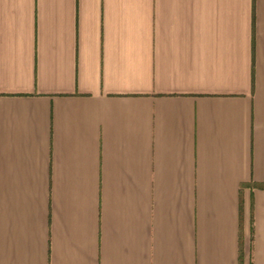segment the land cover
Segmentation results:
<instances>
[{
  "label": "crops",
  "instance_id": "1",
  "mask_svg": "<svg viewBox=\"0 0 264 264\" xmlns=\"http://www.w3.org/2000/svg\"><path fill=\"white\" fill-rule=\"evenodd\" d=\"M0 264H264V0H0Z\"/></svg>",
  "mask_w": 264,
  "mask_h": 264
}]
</instances>
